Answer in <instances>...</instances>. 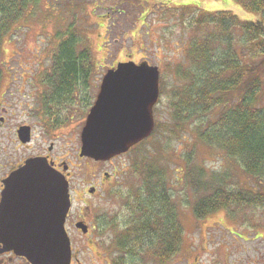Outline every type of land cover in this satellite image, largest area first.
<instances>
[{
	"label": "rangeland",
	"instance_id": "374dc122",
	"mask_svg": "<svg viewBox=\"0 0 264 264\" xmlns=\"http://www.w3.org/2000/svg\"><path fill=\"white\" fill-rule=\"evenodd\" d=\"M102 1L104 7L115 4L113 0ZM131 1L127 14H110L108 20L103 9L93 12V5L82 4L81 0L67 3L43 0L2 40L0 105L6 108V113L0 112L5 120L0 127V167L53 145L52 155L75 167L72 180L79 184V197L82 187L104 184L94 214L101 230L100 241L104 245L116 241L114 256L119 264H159L151 257H128V252L119 249L118 241L133 217L129 208L132 195L142 186L144 172L151 162L149 156H160L157 164L168 168V187L183 228L180 250L165 264H264V189L257 191L256 182L244 176L221 150L200 143L197 120L185 126L180 120L176 126L173 116L179 100L176 95L181 90L173 72L186 65L185 54L195 29L190 26L192 19L198 14L220 11L229 12L241 21L255 22L260 16L244 10L235 0ZM50 5H56V11L50 12ZM116 6L124 11L127 4ZM73 23L77 39L82 47L88 48L94 66L88 89L76 91L75 95H79L73 101L62 100L59 109L45 102L49 100L46 79L54 67L57 38H64ZM130 61L159 69L155 129L142 144L110 164L95 165L89 160L79 163L77 150L81 143L79 146L77 132L81 127L77 124L83 122L84 114L92 107L105 73L117 63ZM41 109L47 114L61 112L59 123L52 126L57 137L41 135L45 126L44 118H39ZM212 119L213 116L208 117ZM23 124L34 129L33 140L25 148L18 146L16 136L17 127ZM187 127L190 134L186 135L183 131ZM186 166L194 173L203 168L212 177L230 172L233 178L229 189L255 191L263 196L259 197L261 202L248 207L232 206L235 208L219 210L199 221L193 215L198 196L184 180ZM92 173L97 174V179H93ZM103 173L109 174V178L102 180Z\"/></svg>",
	"mask_w": 264,
	"mask_h": 264
},
{
	"label": "trees",
	"instance_id": "16d2710c",
	"mask_svg": "<svg viewBox=\"0 0 264 264\" xmlns=\"http://www.w3.org/2000/svg\"><path fill=\"white\" fill-rule=\"evenodd\" d=\"M41 1L0 0V45ZM61 1L71 0L53 3ZM101 1L81 3L92 4L93 12L103 9L108 20L110 14H127L132 6L131 0H113L115 4L107 7ZM235 2L260 19L241 21L226 11L202 13L192 19L190 26L195 29L185 54L186 65L173 72L174 81L181 88L173 116L176 126L180 120L184 126L197 120L200 143L221 150L244 176L256 182L259 191L264 189V0ZM126 4L124 11L116 6ZM55 6L50 5V12L56 11ZM68 28L64 38H57L54 67L47 73L49 100L45 102L50 106L59 107L62 100L73 101L79 95H75L76 91L83 92L90 86L94 66L91 54L78 41L74 23ZM209 116L213 119L208 120ZM183 133L190 134L188 127ZM149 157L151 162L144 172L142 186L132 195L133 202L128 206L133 217L117 241L128 257H151L165 264L179 252L183 228L168 187V168L159 165L160 156ZM184 170L186 184L198 196L193 215L199 221L219 210L258 204L263 197L247 189H229L233 178L230 172L212 177L203 168L196 173L187 166Z\"/></svg>",
	"mask_w": 264,
	"mask_h": 264
},
{
	"label": "water",
	"instance_id": "95a60500",
	"mask_svg": "<svg viewBox=\"0 0 264 264\" xmlns=\"http://www.w3.org/2000/svg\"><path fill=\"white\" fill-rule=\"evenodd\" d=\"M159 79L158 68L146 63H118L108 70L86 117L79 157L106 162L146 140L154 129ZM17 136L21 144L29 143L30 128H19ZM69 209L65 177L45 158L27 159L9 175L2 193V251L32 264H68L71 250L64 222Z\"/></svg>",
	"mask_w": 264,
	"mask_h": 264
},
{
	"label": "flooded vegetation",
	"instance_id": "af4514ba",
	"mask_svg": "<svg viewBox=\"0 0 264 264\" xmlns=\"http://www.w3.org/2000/svg\"><path fill=\"white\" fill-rule=\"evenodd\" d=\"M101 84V83H100ZM100 88V86H99ZM98 88V92H99ZM98 94V93H97ZM97 97V96H96ZM96 99V98H95ZM75 106V105H74ZM77 107V106H75ZM60 109V107H59ZM79 110V109H78ZM90 110V109H89ZM6 113V108L0 105V112ZM77 111V110H76ZM89 112V111H88ZM39 118H44V127L42 128V136H55L57 137L58 134L53 132V125L55 122L59 123L60 120V113H48L45 109H41L38 111ZM56 114V115H55ZM154 108H153V115H154ZM74 115V114H73ZM72 115V116H73ZM87 114L83 116V122L77 124V127L80 128V132L77 136H79V146H80V134L82 128L85 125ZM73 118V117H72ZM71 118V119H72ZM59 119V120H58ZM4 118L0 117V127L4 123ZM21 127H29L30 128V142L33 140V133L34 129L33 126H29L28 124H23L17 127V131ZM16 131V133H17ZM17 136V134H16ZM19 147L25 148L29 144H21L18 137H17ZM79 150H77V155H79ZM53 152V145H49L46 150H40L39 152L36 151L33 155L27 156L23 159L13 161L6 166L0 167V205L2 202V193L6 189V181L8 180L9 175L18 170L22 167L25 161L32 157H40L47 159L48 163L52 165V167L60 174H62L68 182V191L70 197V209L68 214L66 215L65 222H64V229L68 236L70 242V250L71 256L70 261L68 264H119V260L114 256L117 252L116 241L111 240L107 242V245H104L102 241H100V229L98 228L97 223V216L94 214V209H97L98 201L101 200L99 190L103 191L102 183H99L95 186H87L82 187V195L78 196L79 184L73 181L74 177V170L75 167L68 162L63 161L61 158H57L56 156L52 155ZM123 156V155H122ZM120 157V156H119ZM116 157L111 159L107 162H95L90 159L80 158L78 156V162L81 163L82 161L89 160L93 162L95 165H104L110 164L115 159L119 158ZM78 168V167H77ZM93 174V179H97V174ZM109 174L103 173L102 180L105 178H109ZM99 188V189H98ZM79 197V198H78ZM8 221L11 222V218H8ZM8 227L12 228L14 225H7ZM1 230V225H0ZM3 247L0 244V264H32L27 259L23 257L16 256L13 252H3Z\"/></svg>",
	"mask_w": 264,
	"mask_h": 264
}]
</instances>
